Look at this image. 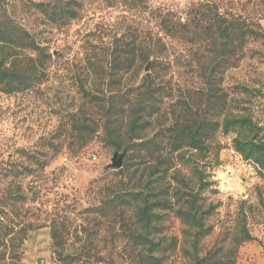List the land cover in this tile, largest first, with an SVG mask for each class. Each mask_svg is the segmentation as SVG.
<instances>
[{
    "label": "rangeland",
    "instance_id": "1",
    "mask_svg": "<svg viewBox=\"0 0 264 264\" xmlns=\"http://www.w3.org/2000/svg\"><path fill=\"white\" fill-rule=\"evenodd\" d=\"M51 1L0 0V8L53 55L49 76L34 88L0 92V168L8 170L0 191L10 193L18 183L26 197L18 209L29 231L18 264H138L119 219H106L95 208L119 177L107 166L128 144L122 139L117 150L109 143L106 110L127 102L147 64L94 76L88 60L109 70L114 45L137 48L150 56L153 85L163 84L173 98L191 96L193 102L205 87L203 76H219L211 81L227 100L249 110L264 127V0H68L79 18L66 25L52 23L31 5ZM217 14L244 21L253 37L238 33L234 42L221 40L211 26ZM162 18L166 27L177 21L183 26L172 35L164 31ZM233 138L216 134L206 159L214 186L205 196L219 208L209 221L214 232L202 246L208 250L220 238H232L237 218L244 217L258 241L239 248L236 264H264V178L254 164L234 153ZM54 219L66 241V259L53 244ZM184 228L170 216L165 234L181 242ZM164 264L190 261L179 246Z\"/></svg>",
    "mask_w": 264,
    "mask_h": 264
},
{
    "label": "trees",
    "instance_id": "2",
    "mask_svg": "<svg viewBox=\"0 0 264 264\" xmlns=\"http://www.w3.org/2000/svg\"><path fill=\"white\" fill-rule=\"evenodd\" d=\"M31 5L56 25H66L79 18L76 6L68 0ZM161 23L164 31L172 35L183 26L177 21L166 27L164 18ZM213 25L218 37L229 43L235 41L238 33L245 39L254 35L244 21L227 20L219 14ZM110 56L109 70L88 60V72L108 76L138 70L142 63L150 65L148 54L124 43L121 47L114 45ZM52 63L53 55L1 7L0 92L15 94L31 90L49 76ZM203 77L205 87L193 102L191 96L173 98L163 84L153 85L152 73L148 72L125 104L109 105L106 110L105 132L109 143L120 150L122 139L126 138L124 151L130 155L123 168L117 170L115 187L95 212L106 219H119L122 237L127 239L138 264H164L166 257L179 246L190 264H236L239 248L244 243L258 241L249 232L244 217H238L232 238H220L211 249H203V241L214 232L209 221L219 208L205 196L214 186L206 159L215 145L216 134H234V153L254 164L264 178V127L249 110L236 108L232 104L234 100H227L223 89L211 81L219 76ZM239 88L255 95L245 86ZM150 130L153 133L148 135ZM6 173L8 170L0 168V183L8 179ZM13 176V179L17 177ZM25 199L18 183L10 193L0 191V249H3L0 264L20 261V250L29 231L18 209ZM170 216L185 227L181 242L165 234ZM51 229L54 247L59 257L66 259L68 256H63L66 241L60 234V223L52 220Z\"/></svg>",
    "mask_w": 264,
    "mask_h": 264
},
{
    "label": "water",
    "instance_id": "3",
    "mask_svg": "<svg viewBox=\"0 0 264 264\" xmlns=\"http://www.w3.org/2000/svg\"><path fill=\"white\" fill-rule=\"evenodd\" d=\"M150 70V65L145 68V72L148 73ZM128 154V151H124L122 153L116 152L112 158V162L110 165L107 166V169H113V170H120L123 168L125 158Z\"/></svg>",
    "mask_w": 264,
    "mask_h": 264
}]
</instances>
